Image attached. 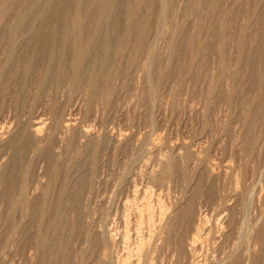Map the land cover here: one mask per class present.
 I'll return each mask as SVG.
<instances>
[{
  "label": "rangeland",
  "instance_id": "obj_1",
  "mask_svg": "<svg viewBox=\"0 0 264 264\" xmlns=\"http://www.w3.org/2000/svg\"><path fill=\"white\" fill-rule=\"evenodd\" d=\"M51 1L55 0H47L39 5L29 28L22 31L12 45L11 54L0 47V260L1 262L4 260L0 264H37L38 260L34 248L26 240L31 230L26 233L25 221L22 220L19 212L15 214V225L7 222V201L1 195L4 186L3 172L8 169L11 157L15 153L21 154V162L18 163L19 173H28L27 182L31 201L40 195L45 187L51 186L49 203L51 206L55 205L54 195L60 190L63 182H66L67 200L62 207L68 216H80L84 219L85 214L80 210L89 208L94 214L95 212L98 214L95 217L99 221L104 204V229L108 227L105 224V212L109 208L111 209L108 212H112L111 216H113L111 222L116 219L111 224L117 225L118 229L124 227L123 217H120L124 214L122 203L127 195H132L136 189L139 192L148 188L156 192L162 190L171 192L172 200H176L181 195L189 193L188 188L196 184L202 189L203 201L207 205L206 213H209L208 216L213 222L219 217L221 204L236 201V198L230 197L236 192L248 193L245 207L241 204L238 206L240 209L238 221L243 234L248 229H252L258 219L264 218V122L261 124L259 138L253 144L251 153L247 152L249 142L245 137L247 127L250 123H254L253 116L248 115L247 106L257 102L251 85L253 76L244 69L236 67L234 60L239 54L229 41L225 46L228 56L225 74L220 75L219 53L210 48L202 52L198 63L192 68H181L188 54L186 50L188 38L191 35H195L196 39L207 35L206 29H198L206 0H157L158 3L161 1L164 4L165 16L162 20L159 11L154 12L147 48L138 55L135 64L128 62L131 53L129 48L120 56L121 68L110 82L114 93L108 102L102 101L99 96L92 100L88 97L84 84L85 76L73 90L69 87L70 75L60 79L52 75L42 89L37 87L36 73L25 79L22 77L20 57L27 48L31 47V33L47 15ZM232 2L234 0L227 1L228 7L232 6ZM135 3L136 0H129L130 5ZM248 8V0H241L234 6L233 14L238 16L239 27L247 22ZM24 9L25 6L20 4L16 11L9 15L7 23L1 26L5 41L7 39L9 41L18 12ZM139 12L146 13V7L142 6ZM94 20L89 18V28L94 25ZM203 20V23L216 25V22L209 17ZM126 22V9L120 8L118 26L112 35L113 40L116 41L123 36ZM104 30L103 27L101 33H104ZM149 49L158 57L155 65L151 64ZM69 60L68 52L61 50L57 63H67ZM14 66L18 69L17 77H12L9 73V69ZM155 87H158V90L153 96L152 91ZM65 123L70 124L68 129L56 130L57 124ZM74 123L76 126L73 125ZM36 125L42 127L40 136L33 138L28 147H22L23 136L31 135ZM47 132H54V135L49 136ZM16 136H21V143L10 145L8 140ZM121 136L122 139H119ZM58 137L60 140L57 139ZM69 138L72 139L70 148L67 147ZM98 143L100 145L97 155V174L93 187L91 190L89 187L78 190L77 180L85 172L89 173L90 160ZM143 146H147L146 151H143ZM40 147L49 148L50 156L37 154L35 150ZM186 152H190L191 155L187 160L184 157ZM60 159L66 162L60 164ZM169 159L174 163V170L161 183L158 180L162 172L161 164ZM201 160L202 166L197 168L195 165ZM184 163L187 182L180 175V168ZM80 164L81 166H78ZM204 166L205 170H203ZM53 167L61 170L58 180H54L49 174ZM116 187L118 193L115 191ZM76 191L79 195L80 210L75 211L70 201L76 195ZM108 200L111 203L107 204ZM121 210L123 213L119 212ZM114 213L120 215H116L120 220L117 217V221ZM51 217L52 213L45 214L44 221H48ZM119 221L121 223H118ZM121 242L115 258L119 253L127 252H125L127 245L123 240Z\"/></svg>",
  "mask_w": 264,
  "mask_h": 264
},
{
  "label": "bare ground",
  "instance_id": "obj_2",
  "mask_svg": "<svg viewBox=\"0 0 264 264\" xmlns=\"http://www.w3.org/2000/svg\"><path fill=\"white\" fill-rule=\"evenodd\" d=\"M45 1L47 0H0V47L9 51L10 54L12 53V45L17 40L18 35L27 27L29 28L31 20L37 13V8ZM227 1H205L206 6L201 13L198 29H206L207 35L204 38L197 37L196 39L195 35L188 38L186 42L188 54L181 64V68H192L198 63L202 52L210 48L212 51L219 53L220 75H223L226 73L228 64V56L225 50L226 42L229 41L234 46L239 54L234 60L235 65L238 69H244L253 76V84L251 85L255 93H253L255 95L254 99L257 101L247 106L248 115H252L254 120V123H250L247 127L245 133V137L249 142L247 152L251 153L253 144L259 138L261 124L264 122V0H248L247 22L240 25V27L238 16L233 14V9L241 0H234L232 6L230 5L231 7H228ZM20 4L24 5L25 9L18 12L17 21L11 29L9 41L8 39L5 41L1 26L7 23L9 15L16 11ZM142 6L146 7V13L141 14L139 12ZM120 8L126 9L127 22L123 36L115 41L112 35L118 26ZM156 10L159 11L163 20L165 6L161 1L158 3L157 0H136L134 5H130L129 0L51 1L49 2L47 15L42 18L31 33V47L27 48L20 57V65L23 69V73H21L23 76H21L25 79L32 73H36L37 87L42 89L52 75H55L56 79L70 75L69 87L71 90L75 89L82 77L85 76L84 84L88 97L92 100V98L99 96L102 101L108 102L114 93L110 82L117 76L121 68L120 56L129 48L131 53L128 62L131 64L137 62L138 55L147 48V38L152 29V18ZM208 17L216 22L215 26L206 22L203 23V19ZM89 18L95 19L94 25L90 28L88 26ZM103 27L105 30L104 33H101ZM27 45L25 44V46ZM61 50H66L70 56L67 63H57ZM149 54L151 64H157V55L151 49H149ZM15 60L17 61V59ZM39 67H42V69H39ZM9 70L12 77L18 76V69L15 66ZM50 83L51 81L49 85ZM157 90L158 87H155L152 91L153 96L156 95ZM69 125V123L57 124L56 130H66ZM41 128L36 125L31 135L23 136V138L25 137L22 138L23 143H21V136L9 139L8 143L14 146L20 142L22 147H28L33 138L40 136ZM48 135L52 136L54 132H49ZM119 139H122V136ZM99 145L100 143L96 145L90 160L89 173L85 172L87 175L85 173L84 175L81 174L82 176H78V180L76 178L78 190L85 187H89L91 190L93 187L97 174ZM147 145L149 146V144ZM71 146L72 139L69 138L67 147L70 148ZM146 148L147 146H143V151H146ZM35 151L37 154L50 156V150L47 147H40ZM178 151L181 152V150ZM190 156V152H186L184 155L186 160ZM11 158L8 169L3 172L4 186L1 190L2 197H5L7 201V222L10 225H15V214L17 212L21 214L26 225L24 230L26 233L31 230L26 240L36 252L37 264H264V218L258 219L253 228L248 229L244 234L239 226L238 213H240V209L238 206L241 204L242 207H245L247 204V192L240 194L236 192L231 196L229 195L232 199L236 198V201L221 204L218 211L219 217L213 222L208 216L209 213H206L207 205L203 201L202 189L197 184L190 188L186 187L189 193L181 195L180 198H175L176 200H172L171 192H164L163 190L156 192L150 188L139 192L138 189H134L132 195L124 196L126 199L125 201L122 200L124 201L123 205L118 202L124 206V214L120 216L118 213H114V217L116 215L123 217V229L120 227L118 229L114 223L111 224L116 221V219H113L111 222L112 212H108L111 208L105 212V224L108 227L104 229V204L102 208L103 217L101 216V220L98 221L95 217L96 212L94 214L89 208L79 209L78 191L70 201L71 206L75 211L77 209L82 211L85 218L68 216L62 207L67 200L68 185L66 182H63L60 190L54 195L55 205L51 206L49 203L51 186L45 187L43 192H40V195L31 201L27 182L28 173H19L18 171L21 154L15 153ZM59 162L64 164L66 161L60 159ZM202 163L201 160L195 166L200 168ZM161 165L162 172L158 180L163 183L173 173L174 163L169 159ZM78 166H81V164ZM205 166L207 165L205 164ZM205 166L203 170L206 169ZM180 173L182 179L187 182L185 163L180 168ZM49 174L54 180H58L61 176V170L58 167H53ZM153 178H156V176H153ZM138 188L140 189V187ZM116 192L118 193V191ZM214 192L213 194H215ZM115 194L113 196L114 200L116 198ZM109 203L111 201L107 204ZM49 212L52 213V217L45 222L44 216ZM119 212H122V210ZM120 217H118L119 220ZM31 227L34 229H30ZM65 227L67 229H64ZM121 238L127 245V250H125L127 252L125 254L119 253L120 255L117 253L118 256L115 258L116 250L118 249L119 252L118 247L122 241ZM125 244L123 243V246Z\"/></svg>",
  "mask_w": 264,
  "mask_h": 264
}]
</instances>
